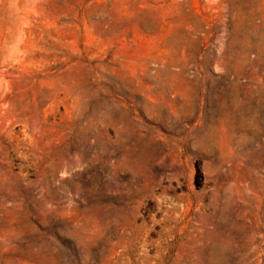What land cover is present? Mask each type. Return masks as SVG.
Here are the masks:
<instances>
[{
  "label": "rangeland",
  "instance_id": "374dc122",
  "mask_svg": "<svg viewBox=\"0 0 264 264\" xmlns=\"http://www.w3.org/2000/svg\"><path fill=\"white\" fill-rule=\"evenodd\" d=\"M0 264H264V0H0Z\"/></svg>",
  "mask_w": 264,
  "mask_h": 264
},
{
  "label": "bare ground",
  "instance_id": "6f19581e",
  "mask_svg": "<svg viewBox=\"0 0 264 264\" xmlns=\"http://www.w3.org/2000/svg\"><path fill=\"white\" fill-rule=\"evenodd\" d=\"M185 128V127H184ZM181 130V129H180ZM185 130V129H184ZM178 132V131H177ZM176 133V132H175ZM170 139V138H169ZM169 144V143H168ZM170 148V147H169ZM189 158V157H188ZM169 162V161H168ZM170 165V164H169ZM175 165V164H174ZM178 165V164H177ZM175 165V166H177ZM174 167V166H173ZM176 168V167H175ZM169 169H172V168H169ZM164 172V171H163ZM174 174V173H173Z\"/></svg>",
  "mask_w": 264,
  "mask_h": 264
}]
</instances>
